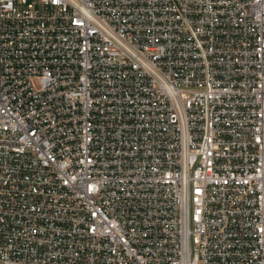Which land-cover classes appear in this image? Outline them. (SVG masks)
<instances>
[{"label": "built area", "instance_id": "1", "mask_svg": "<svg viewBox=\"0 0 264 264\" xmlns=\"http://www.w3.org/2000/svg\"><path fill=\"white\" fill-rule=\"evenodd\" d=\"M0 264H264V0H0Z\"/></svg>", "mask_w": 264, "mask_h": 264}]
</instances>
